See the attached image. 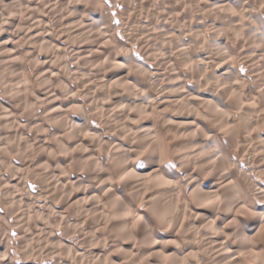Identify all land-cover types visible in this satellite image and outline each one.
I'll return each mask as SVG.
<instances>
[{
  "label": "bare ground",
  "instance_id": "6f19581e",
  "mask_svg": "<svg viewBox=\"0 0 264 264\" xmlns=\"http://www.w3.org/2000/svg\"><path fill=\"white\" fill-rule=\"evenodd\" d=\"M20 2L0 0V65H8L14 74L11 81L15 83L4 89L7 100L0 99L3 132L0 140H10L16 144L15 149L23 147L25 152L20 156L34 153L40 161L34 169L36 173L30 175L22 171L21 176L12 174L15 176L0 179V203L15 205L10 212L13 224L8 221L2 224L7 219L5 213H0V264H15L6 250L9 232L18 235L20 244L32 245L35 241L36 245H44V249L36 252L32 246L21 252L23 264L48 261L51 252L57 253L54 264H136L133 259L135 242L143 248L137 264H188L180 250L167 249L160 241L165 236L157 232L146 210L138 207L141 202L144 205L153 203L158 211L154 218L166 233L190 230L196 240L192 251H195V257L200 252L205 253L206 264H264V189L248 174L241 184L235 179L238 158H242L256 165V175L264 182V24L257 19L259 12L264 13V0H202L196 3V15H193L192 3L188 0H167L168 8L160 2L161 9L156 0H113L110 3L114 9H123L117 13L127 16L126 39L132 42L145 62L152 63L154 71H150L145 62L133 61L132 46L113 36L115 26L103 11L104 0ZM7 9L18 15L4 16ZM32 9L36 12L29 15L35 14L34 17L24 18L23 13ZM45 9L49 14H59L61 20H77L76 26L68 29L73 38H70L71 43L65 41L74 49L73 64L89 65V74L93 69L100 73L98 97L106 95L107 99L105 106L101 102L100 117L108 115L112 120L117 119L114 128H118L123 144L110 143L102 149L103 141L98 139L97 142L95 135L88 133L91 129L87 119L68 116L72 107L63 106L54 94L52 78L56 58L52 43L48 42L51 31L45 22L47 16L42 14ZM245 9L255 11L250 13L253 21L246 28L243 23ZM169 13L174 15V23L170 21V25L167 24ZM204 15L212 20L208 23ZM180 16L188 20L187 36L182 31L183 25L181 28L178 24ZM93 18L101 21H92ZM217 19L218 29L224 37L209 39L207 33L212 32L214 36ZM229 23L234 34L227 30ZM212 40L218 43L217 47L210 44ZM65 42L63 45L66 46ZM19 43L22 49H19ZM186 44L194 46L196 59L182 55L184 49L180 47ZM231 44L235 46L230 47ZM173 50L181 56L180 65L186 66L190 84L183 76L174 75L177 64L171 56ZM22 53L31 57L28 64L41 67L33 80L26 79L23 74L26 65L19 58ZM238 54L241 55L238 63L245 72L243 78L237 74ZM86 83L84 87L93 85ZM34 86L40 87L41 91L35 90ZM95 93L94 88L89 96V106H97ZM17 102L21 107L14 111L9 104ZM70 102L75 103L72 98ZM20 114L28 117L26 125L19 124ZM160 120L165 122L162 127L173 125L177 128L174 134L166 130L165 137L171 145L169 156L178 163L179 173L164 170L166 158L162 156V141L157 136L159 128L156 130ZM80 124L86 128H80ZM24 129L36 136L32 143L22 137ZM49 135H54L57 141L54 154L46 143ZM66 162L72 164L74 171L83 172L84 180L89 184L83 190L86 194L90 190L94 197H87L82 203L81 214H74L72 206L80 197L85 199L88 195L85 192L73 194L70 189H64L71 181L64 171ZM117 162L122 168L114 176L109 166L117 165ZM126 176L134 178L135 183L125 180ZM27 178L41 187L42 200H34L30 194L23 193V190L28 192L24 184ZM115 178L123 184L122 189L117 188ZM139 178L141 180H136ZM78 179L75 177L74 183L69 185H74ZM51 192L55 203L62 206L59 212L53 211L47 201ZM145 194L148 196L143 199ZM256 200L261 203L256 204ZM106 203L111 208V221L108 215H102ZM30 207H34L32 216ZM92 208L93 218L90 215ZM100 212L98 218L94 216ZM34 216L46 217L49 223L31 226L29 223ZM81 221L84 224L91 222L99 232L97 240L84 234L85 243H90V251L87 249L86 254L91 257L85 256L84 251L81 254L72 250L57 235L74 231ZM78 232L82 234L79 229ZM109 238L121 241L111 243L106 250V239ZM62 255L64 261H61ZM170 257L174 261L169 260Z\"/></svg>",
  "mask_w": 264,
  "mask_h": 264
},
{
  "label": "rangeland",
  "instance_id": "374dc122",
  "mask_svg": "<svg viewBox=\"0 0 264 264\" xmlns=\"http://www.w3.org/2000/svg\"><path fill=\"white\" fill-rule=\"evenodd\" d=\"M191 4V7H192V11H193V15H196L197 13V2H202V0H188ZM204 1V0H203ZM25 2V0H21L20 3H23ZM110 2H113V0H104V3H105V10H103L106 14V17H110L108 20H111V22L114 24V29L112 31L113 33V36H116L118 39H120V41H123L124 43L126 42L127 44H130L132 46V42L129 40L126 39V35L125 33L127 32V28L128 26L125 24L128 22L126 21L127 19V16H124V15H121V13H117L119 10L123 11V9H119L117 11V9H114L112 6H111V3ZM160 2H163V4H165L164 6L166 8H168L170 5L167 4V0H156V5L161 9V5ZM104 5V4H103ZM1 6V5H0ZM24 6V5H23ZM163 6V5H162ZM195 6V7H194ZM112 7V8H111ZM65 10V9H64ZM7 13H6V12ZM120 11V12H121ZM160 11V10H159ZM196 11V12H195ZM5 14L4 16H13V15H18V14H14L12 13L11 11H9L8 9L7 10H4ZM30 12H36L32 9V11H25L23 13V16L24 18H26ZM195 12V13H194ZM246 15L244 16V26L246 28V25L248 26L250 24V22H252L250 20V13L252 12H255V11H251L249 9H245L243 11ZM9 13V15H8ZM42 14L47 16L45 17L46 20L45 22L47 23V26H49L48 28L50 29V40L48 42L52 43L51 45L53 46L54 48V54H55V61H54V65H55V68H56V71L53 73L54 74V77L52 78V83L54 85V94L56 95V97L58 98V100H60V102L62 103L63 106L67 107V106H71L72 108L69 109V113H68V116H78V117H81L83 116L84 119H87V122H88V126H89V129H91L90 132L88 133H91V134H94L95 135V138L97 139V142H99L98 139H100V141L104 144H102V149L103 148H107L108 145H111L113 143L114 144H123V142L121 141V135L119 134V130L118 128H114L115 126V123H116V120L117 119H113L110 118V116H101L100 117V108L102 106V103H104V106H105V103L107 102L105 96L104 97H98V95L100 94V90H99V86H100V73H96L95 72V69L92 70V72H90L89 74V65H83L82 63H78L77 65H75V63L73 64V61H72V58L73 57V52H72V49L70 44L71 43V39H73L71 36H70V27L73 26H76L75 23L77 22V20L75 22H73L72 20H61L59 17V14L56 15H52V14H49V12L45 9L42 11ZM35 15V14H34ZM34 15H29V16H32L34 17ZM22 16V15H21ZM66 16V15H65ZM123 16V17H122ZM171 16V17H170ZM173 14L172 13H169V17H167V24L170 25V21L174 23V19H173ZM257 16L259 18L258 21L261 22V24H264V13L263 12H259V14H257ZM44 17V16H43ZM249 20H248V18ZM54 18V19H53ZM181 18V19H180ZM204 18L206 19V21L209 23V21L212 20V18L210 16H205L204 15ZM247 18V19H246ZM252 18H254V14L252 16ZM251 18V19H252ZM263 18V19H262ZM59 19V21H58ZM179 26L182 29L183 32H185V36H187V33L189 31L188 28L189 26L188 25V20L184 19L183 16H180L179 17ZM34 20H37V19H34ZM71 21V24L68 23ZM92 21H95V22H98V21H101L99 20V18H93ZM184 21V22H182ZM228 20H226L225 18V23L227 22ZM49 22V23H48ZM59 22V23H58ZM104 22V21H102ZM263 22V23H262ZM56 23V24H55ZM74 23V24H73ZM184 23V24H183ZM218 19H217V23L215 25V28H214V36L213 34H211L212 32L210 33H207L209 34L210 38L209 39H220V38H223L224 36L221 34V31L218 29ZM249 23V24H248ZM49 24V25H48ZM69 24V25H68ZM105 24V23H103ZM56 25V26H55ZM183 25V27H182ZM63 26V27H62ZM69 26V27H68ZM127 26V27H126ZM55 27V28H54ZM52 28V29H51ZM126 28V29H125ZM187 28V29H186ZM58 29V30H57ZM64 29V30H63ZM69 29V30H68ZM106 29V27H105ZM63 30V31H62ZM115 30V31H114ZM185 30V31H184ZM227 30L229 31V33H233L234 34V30L231 26V24L229 23L228 24V27H227ZM66 31V32H65ZM228 31H227V34H228ZM245 31V34L243 32L244 35H247L246 34V30ZM69 33V34H68ZM220 33V35H219ZM238 33V36H240L241 32L240 30L237 29V32ZM122 34V35H121ZM70 36V37H69ZM60 37V38H59ZM71 38V39H70ZM251 38V37H250ZM65 41H68V42H65ZM63 42H65L67 45H63ZM213 42V43H212ZM212 42L210 43L211 45H218L215 44L216 42H214V40H212ZM49 43V45H50ZM54 43V44H53ZM57 43V44H56ZM60 43V44H58ZM62 43V44H61ZM57 45V46H56ZM76 45V44H75ZM19 46V49H22V44L19 43L18 44ZM235 45L234 44H231L230 47H234ZM61 49H60V48ZM74 48H77V46H73ZM173 47V45H172ZM194 46L191 44H186L180 48L184 49V51L182 52V55L185 54V56L188 54V56L191 58L193 56V59H196L195 58V49L193 48ZM217 47V46H216ZM66 49V50H65ZM173 49H176L175 47ZM178 49V48H177ZM188 49V50H187ZM63 50V51H62ZM74 50V49H73ZM192 50V51H191ZM45 52V49L43 50ZM58 52V53H57ZM175 52V53H174ZM188 52V53H187ZM51 53V51H50ZM172 57L173 59H175V63L177 64V68L176 70L179 71V73L175 70L174 71V75L177 74V75H181L183 76V79H185V81L187 82V84H190L189 81H188V77H186L187 75V70H186V66L185 65H180V60H179V57L181 59V56H177V51L176 50H173L172 51ZM194 53V54H192ZM24 54V55H23ZM72 55V56H71ZM28 56V57H27ZM131 58L133 61L137 62V63H144V59H142V56L140 55V53L137 52V49L136 47L132 46V50H131ZM241 55L238 54L237 57H236V60H237V63L240 61L239 59L241 58L240 57ZM20 60L24 61L26 67L25 69L23 70L24 71V75H25V78L28 79V80H33L34 77L36 75H38L40 73V69L41 67L37 66L36 68L33 67V65L31 64H28V61L31 60V57H29V55H26V53H22L20 54ZM64 59V60H63ZM178 60V61H177ZM150 64H152L151 62H149ZM28 64V65H27ZM144 64L147 65L148 69L150 71H154V68H152V65L148 64V62H145ZM196 65V64H195ZM263 65V64H262ZM30 66V67H29ZM65 66V67H64ZM94 67V66H93ZM180 67V68H179ZM199 67V66H198ZM8 65H0V99H3V100H7L6 98V94L5 93V90L4 89H8V87L12 84H15L11 81V79L13 78L14 74L10 72V70L8 69ZM179 68V69H178ZM182 68V69H181ZM196 68V67H195ZM9 71V72H8ZM8 72V73H7ZM21 71H19L17 74H19ZM173 72V71H172ZM172 72H170L172 74ZM77 73V74H76ZM6 74V75H4ZM85 74V76H84ZM237 74H238V77L239 78H243L244 75H245V72L243 70V67L240 66V64L238 63V71H237ZM83 75V76H82ZM87 75V76H86ZM170 75V74H169ZM1 76H5V77H2L1 79ZM17 76V75H16ZM11 77V78H10ZM86 77V78H85ZM91 77V78H90ZM172 77V76H171ZM9 78V79H8ZM167 78V76H166ZM85 79V80H84ZM9 80V81H8ZM88 83V84H95L96 86H93V85H90L89 87L86 86L84 87V83ZM95 82V83H94ZM71 83V84H70ZM86 83V85H88ZM84 85V86H83ZM67 88H65V87ZM3 87V88H2ZM64 87V88H63ZM35 90H40L41 88L39 87H36L34 86ZM84 88V89H83ZM95 88V94H96V98L97 99V106H95V104H91L92 106H89V96L91 97L93 93V90ZM66 90V91H64ZM41 91V90H40ZM68 91V92H67ZM202 92H205L204 90H202ZM209 91H206L205 93L208 94ZM70 93V94H69ZM20 96V95H19ZM74 97V98H73ZM18 98V97H17ZM16 98V99H17ZM71 98L73 99V101H75V103L72 105L70 104V100ZM102 102V103H101ZM69 104V105H67ZM10 105V108H12L14 111L17 110L18 107H21L20 106V103H12V104H9ZM94 108V109H93ZM99 108V109H98ZM16 109V110H15ZM72 109V110H71ZM83 109V110H82ZM85 109V110H84ZM99 110V111H98ZM84 112V113H82ZM38 113H40V111H38ZM85 114V115H84ZM42 118V116H40ZM107 117V118H106ZM105 118V119H103ZM158 118V117H157ZM18 119H19V124L22 126V125H26L25 123H28L29 120H28V117L27 116H22L21 114L18 115ZM103 119V120H102ZM109 120V121H108ZM115 121V123H114ZM164 121L160 120V121H157V124H156V130L158 129L159 130V133H158V138L162 141V156L164 157L165 159V165H164V170H167L168 173H171V172H177L179 173V165L178 163H174L173 159L169 156L170 152H171V145L170 143H168L167 141V138L165 137V134L167 133V131H170L171 134H174L177 132V128H175L173 125L169 126L168 127H162V123ZM165 123V122H164ZM163 123V124H164ZM113 124V125H112ZM82 126V124H80ZM104 125V126H103ZM84 126V129L86 128L85 125ZM80 127V128H83ZM161 126V127H160ZM25 132H23V136H25V139L27 138L28 140H30V143L33 142V140L36 138V136L34 137L32 135V133H30L27 129H24ZM167 130V131H166ZM174 132V133H173ZM2 130L0 128V137H2ZM30 133V134H29ZM28 134V135H27ZM119 135V136H118ZM55 136L54 135H49V138H47L46 140V143H47V146L50 150H53V154H54V148H57V141L55 140L56 138H54ZM98 137V138H97ZM118 137V139H117ZM24 138V137H23ZM30 138V139H29ZM54 138V139H53ZM56 141V142H55ZM9 142V143H8ZM106 142V143H105ZM111 143V144H110ZM2 144V145H1ZM12 142L10 140L8 141H4L3 138H1L0 140V179L2 177H4L5 179H8V178H11L13 176L16 175V177L18 176H21L22 174V171H25L24 173L25 174H32V173H36V170L35 167L36 165L39 163V157L36 156L34 153H25L26 155L24 156H20L23 152H25V150H23L22 148L23 147H19L20 149H15L16 148V144H12ZM169 144V145H168ZM15 147H14V146ZM107 145V146H106ZM13 146V147H12ZM14 149H12V148ZM4 150H2V149ZM7 148V149H6ZM15 150V151H14ZM2 153V154H1ZM57 154V153H55ZM228 154V152H226V155ZM233 155V154H232ZM11 156V157H10ZM232 158L231 159H234L233 157L234 156H231ZM111 158V157H110ZM236 158V156H235ZM10 159V160H9ZM78 160V159H77ZM80 160V159H79ZM11 161V162H10ZM110 161V159H109ZM238 161H239V164L237 165L238 167V171H236L235 173V179L241 184L243 183L245 180V175H250L251 177H253V179L255 180V182L257 183V185L259 187H261L262 189H264V182L258 178V176L256 175V165L255 164H249L247 163L246 161H244L242 158H238ZM11 163V164H10ZM27 163V164H26ZM41 164L43 162H40ZM69 162H66V170L64 168V171H67V176H70V183H74L75 181V177H77L78 181L77 183H75L74 185H66V187L64 189H67V191L69 190V192H74L73 194H78V195H81L83 192H85L84 190L87 188L86 186H88V182L86 180H84L85 176L83 174V172L79 171V170H75L74 171V167H72V164H68ZM139 165V168L142 167V164L141 162L138 163ZM28 166V167H27ZM64 167V166H63ZM168 167V168H167ZM11 168V169H10ZM23 170H22V169ZM122 168V165L119 164L117 162V165L116 164H111L109 166V170L111 171V173L114 174V176L117 175V173L121 170ZM13 170V171H11ZM245 170V171H244ZM78 173H77V172ZM250 171V172H249ZM12 172V173H11ZM14 172V173H13ZM16 172V173H15ZM29 172V173H28ZM11 173V174H10ZM21 173V174H20ZM82 173V174H81ZM12 174H15V175H12ZM19 174V175H18ZM78 174V175H77ZM81 178L83 180H81ZM127 179L130 180L129 183H135V180L134 178H128L126 176L125 180ZM31 180V182H30ZM80 180L82 182H80ZM115 180V184L117 186L118 189H122L123 188V184H120L121 181L118 180V179H114ZM136 180H141L140 178L139 179H136ZM35 181H33L32 179L30 178H27V180L24 181V184H25V187H26V190L25 191H28V192H24L23 190V193H28L30 194L34 200H37V201H40L42 200L43 198H40L42 196V190H41V187L38 185V183H34ZM86 182V183H85ZM82 185V186H81ZM70 186V187H69ZM74 187V188H72ZM77 187V189H76ZM79 187V188H78ZM84 187V188H83ZM29 188V189H28ZM19 191L21 190V188H18ZM28 189V190H27ZM84 189V190H83ZM77 190V191H76ZM102 194L103 191H100ZM21 193V191H20ZM52 193V192H51ZM50 193V194H51ZM89 193V194H88ZM88 193L86 194L85 192V195H88V196H85V199L83 198H79V202L77 200V203L74 204L72 206V209H73V213L74 214H81V205L82 203H85L86 201V198L87 197H90L91 196V192L90 190H88ZM99 193V192H98ZM188 193V192H187ZM49 194V195H50ZM47 196V201L50 203V207L53 208L52 210L55 211V212H59L62 210V206L61 204H57L55 203L56 201L54 200V193H52L50 196ZM148 194H145L143 199L147 198ZM51 197V198H50ZM90 198L94 199L93 196H91ZM83 199V200H82ZM53 200V201H52ZM81 201H84V202H81ZM261 202L257 201L256 200V204H260ZM35 204V203H34ZM57 204V205H55ZM7 205V207H6ZM79 205V206H77ZM107 205V206H106ZM105 205V212L103 211L100 212V213H96L94 216H98L103 215V217L106 215L108 220H112V215H111V208H110V205L108 206V204L106 203ZM10 206V207H9ZM143 206V207H142ZM83 207V206H82ZM138 207L142 210H146V213L148 215V217L150 219H152V223L154 224L155 226V229L157 230V232H159L161 235L165 236L164 238H161L160 241L164 242V245L166 246L167 249H176V250H180L183 254V256L186 257V262L188 264H206L207 263V260H206V254L205 253H199L197 254V257H195V251H192V250H195V242L196 240L194 239V237L190 234L191 231L190 230H187V229H183V230H175L173 231L172 233L170 232L169 233H166L165 231H163L161 228H160V224L155 220L154 218V215L156 216L158 214V211L155 210L156 208L153 206V203L149 204V205H144L143 202L140 203V205H138ZM12 208V209H11ZM34 208V207H33ZM32 207H30L29 211H30V214L31 216L34 214V209ZM150 208V209H149ZM6 209V210H5ZM10 211H9V210ZM15 209V205H12L11 203L9 204H5L3 205L2 203H0V213L1 215L3 213H5L6 215V223L2 222V224H7L8 222L13 224V219H12V215H10V212ZM93 208L91 209V218H93V212H92ZM157 211V212H156ZM96 212H98L96 210ZM150 212V213H149ZM155 212V213H153ZM157 213V214H156ZM36 216V215H35ZM34 216V217H35ZM31 218V221L29 224L34 225H40L42 224L41 222H43V224H45L46 222L49 223L46 219V217H35V218ZM97 217V218H98ZM112 217V218H111ZM9 218V219H8ZM38 218L40 219V221L38 220ZM34 219V220H32ZM46 219V220H45ZM8 221V222H7ZM36 222V223H35ZM39 222V223H38ZM45 222V223H44ZM83 221L79 222L78 225H76V228L74 231H68V233L66 235H62L61 232L60 234L58 233L57 235L60 236V241H62L63 243H65L66 246L72 248V250L74 251H79L81 254H85L88 252L89 250V245L90 243H85V238L84 237V234H87V236H93V240H97V235H98V231L97 229L93 228L91 222H89V224H84L82 223ZM34 223V224H33ZM36 224V225H35ZM21 225V224H20ZM22 226V225H21ZM25 226V225H23ZM72 228V226H71ZM78 229L81 230V233L78 232ZM187 230V231H186ZM178 235H176L175 234ZM178 232V233H177ZM181 232V233H180ZM183 233V234H182ZM14 234V235H13ZM182 234V235H180ZM185 234V235H184ZM13 235V237H12ZM17 234L16 233H12V232H9V236H10V241L8 243V246H7V252H8V255H12L13 259H14V262L15 264H23V259H22V256H21V252L23 253L24 251H26V249L30 250V247L32 246V250L34 252H36L37 250L39 249H44V245L43 243H41L40 245H36L35 244V241H34V244H33V241H32V245L31 243L29 244H20L19 241L17 240V237L18 235L16 236ZM96 238H95V236ZM176 235V236H175ZM183 237V238H182ZM185 237V238H184ZM42 239H47V238H42ZM169 239V240H168ZM107 240V243H106V250L108 248V246H110L111 243H117L119 244V242L121 241L119 238H109V239H106ZM100 241H102V237H100ZM174 241V242H173ZM169 242H173V243H169ZM16 243V244H15ZM167 243V244H166ZM19 245V246H18ZM22 245V246H21ZM176 245H178L176 247ZM27 248H26V247ZM55 246V244H54ZM101 246V245H100ZM16 247V248H15ZM52 247V245L50 246ZM75 247V248H74ZM84 250H83V249ZM102 248V247H101ZM100 248V249H101ZM182 248V249H181ZM88 249V250H87ZM46 250V248H45ZM48 250V249H47ZM105 250V249H104ZM105 250V251H106ZM264 250V249H263ZM84 251V252H83ZM90 251V250H89ZM191 251V252H190ZM188 252V253H187ZM78 253V252H77ZM143 253V248L142 246L138 243V242H135V245H134V252H133V256H134V260L138 263V259L141 257V254ZM162 253V251H161ZM168 253V252H167ZM35 254V253H34ZM56 252H51V255L48 256L47 260H37L36 261V264H54V260H55V257H56ZM169 254V253H168ZM194 254V255H193ZM201 254V255H200ZM189 255V256H188ZM36 255H34L33 257H35ZM85 256H90L89 254H86ZM62 259L61 261H64V255L61 256ZM91 257V256H90ZM203 257V258H202ZM264 257V255H263ZM169 260L170 259H173V258H168ZM174 261V259H173ZM172 261V262H173ZM38 262V263H37ZM117 263V262H116ZM136 263V264H137Z\"/></svg>",
  "mask_w": 264,
  "mask_h": 264
}]
</instances>
